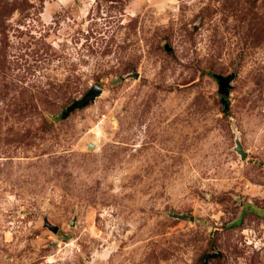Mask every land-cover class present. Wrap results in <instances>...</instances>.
Instances as JSON below:
<instances>
[{"label":"rangeland","instance_id":"374dc122","mask_svg":"<svg viewBox=\"0 0 264 264\" xmlns=\"http://www.w3.org/2000/svg\"><path fill=\"white\" fill-rule=\"evenodd\" d=\"M0 264H264V0H0Z\"/></svg>","mask_w":264,"mask_h":264},{"label":"water","instance_id":"95a60500","mask_svg":"<svg viewBox=\"0 0 264 264\" xmlns=\"http://www.w3.org/2000/svg\"><path fill=\"white\" fill-rule=\"evenodd\" d=\"M128 76H132L134 78L138 77V73L133 71V73L129 74ZM233 74H229L226 76L213 74V77L218 81L219 84V92H225L226 94L229 91L230 84L229 82L233 78ZM102 93V88L97 85H92L87 92L79 99L74 100L71 104H69L66 109L61 113V117H66L69 113L75 109H81L86 106L89 102H93L96 97H98ZM224 103V109H228L229 105L225 98L222 99ZM235 146L233 147L234 151L240 155L241 159H245L247 152L243 149L242 144L238 135L236 134L235 139ZM90 147L92 145H89ZM170 216L177 218V219H185V220H194L193 215H188L187 213H169ZM44 225L48 227L53 232H57L58 227L50 223L46 218L44 219Z\"/></svg>","mask_w":264,"mask_h":264},{"label":"flooded vegetation","instance_id":"af4514ba","mask_svg":"<svg viewBox=\"0 0 264 264\" xmlns=\"http://www.w3.org/2000/svg\"><path fill=\"white\" fill-rule=\"evenodd\" d=\"M221 94H222V95H225L226 93H225V92H222Z\"/></svg>","mask_w":264,"mask_h":264}]
</instances>
